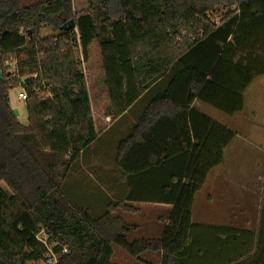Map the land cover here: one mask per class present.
Masks as SVG:
<instances>
[{
    "label": "trees",
    "instance_id": "trees-1",
    "mask_svg": "<svg viewBox=\"0 0 264 264\" xmlns=\"http://www.w3.org/2000/svg\"><path fill=\"white\" fill-rule=\"evenodd\" d=\"M19 1L0 0V264H48L41 234L57 264H116L114 246L134 259L162 253V264H264V207L255 232L193 221L236 138L195 104L243 112L264 76V0H89L79 16L73 0ZM71 19L75 29L61 31ZM44 27L56 35L42 38ZM93 43L113 121L155 94L118 143L122 184L106 192L72 175L99 139L84 69ZM19 87L27 125L11 107ZM132 203L173 207L161 238L130 240L139 227L116 213Z\"/></svg>",
    "mask_w": 264,
    "mask_h": 264
},
{
    "label": "crops",
    "instance_id": "crops-1",
    "mask_svg": "<svg viewBox=\"0 0 264 264\" xmlns=\"http://www.w3.org/2000/svg\"><path fill=\"white\" fill-rule=\"evenodd\" d=\"M103 84L105 86L104 75ZM96 87L97 86H95L94 88ZM90 100L99 139L97 144L88 151L91 153V155L87 160V165L90 171H95L98 173L101 172L100 174L96 175V179L98 181H100L101 183H107V187L109 186L110 188H115L116 186H120L122 184L121 174L116 168L115 160H113L114 163H107L104 158L106 148L102 147L100 144L104 139V136H106L108 133L115 132L112 136L113 146L117 147L121 139L127 137L131 133L136 123L123 125L122 122L128 117L135 105L128 113L125 114V116L121 120L113 121L108 113L109 101H106V103L103 102V100L99 99L93 100L91 96ZM197 105L198 102L195 104V106L197 107ZM225 127L232 130L230 126L226 125ZM252 130L254 133L259 131L258 133H260L261 137L264 138V130H262L261 127L259 129L256 128ZM231 146L228 148L227 152L230 150ZM226 155L224 162H226L227 160ZM110 164H114L115 169H107L106 166ZM258 166H261L263 169V172H261L263 174H260L258 178L259 180H264V163ZM217 169L218 168L214 169L209 174L204 188L198 193L196 197L193 208V221L197 224L207 226H227L238 228L240 230L252 232L257 231L260 223L261 210L264 207V183H256V186L253 185L254 183H218V177L215 175V170ZM250 175L251 174L249 173V178L245 179H249L248 181H251L252 175ZM98 194L100 195V193ZM239 194H241L245 198V200L239 199ZM256 202H259L260 205H257ZM94 205L97 206V203H94ZM130 205L136 209L135 212H125L123 210H119L116 213L117 216L122 217L128 223L137 225L139 227V229L131 235L130 240L133 241L143 237L161 238L166 226L168 225L173 207L164 204L150 203H132ZM143 206H148L154 211L159 210V212L150 211L146 213L143 210ZM133 216L145 217V221L143 220V222H140L138 220L139 222H137V219H132ZM213 238L214 237H212V239ZM213 252L217 251L213 249ZM162 257V253L146 252L140 257V259H133L134 261H130L125 257V259H123V261L119 264H162ZM114 258L115 251L113 260ZM218 259L219 258L217 257L213 258L207 256L202 258L201 262L202 264H214L216 263V261H218ZM197 260L199 261L200 258H197Z\"/></svg>",
    "mask_w": 264,
    "mask_h": 264
},
{
    "label": "rangeland",
    "instance_id": "rangeland-1",
    "mask_svg": "<svg viewBox=\"0 0 264 264\" xmlns=\"http://www.w3.org/2000/svg\"><path fill=\"white\" fill-rule=\"evenodd\" d=\"M45 1L46 0H20L18 3V8L36 5ZM89 6V0H73V11L77 16L83 12H86L89 9ZM224 14V10H220L211 17L213 21L217 22ZM52 35H56V33L49 28H43L41 32L42 38ZM80 58L81 60L83 59L81 55ZM84 69L89 93L92 99L103 100V102L108 101L106 88L103 84L104 74L102 58L97 43H93L91 45L89 57L87 61L84 62ZM95 86L97 87L94 88ZM23 93L24 89L22 87L11 90L10 102L12 109L17 112L20 123L27 125L28 113L26 102L21 99V94ZM154 96V92H151L140 99L128 117L122 122V124H135L139 116L143 113L144 109ZM197 108L200 109L206 116L218 122L219 124L230 126V128L236 134V138L230 150L227 152L226 162H224L221 167H218V169L215 170V175L218 177V183H254V186H256V183H264V180H259L258 178L260 174H263L261 173L263 172L262 167H259L258 165H262L264 163V138L261 137L260 133H258L259 131L254 133L252 130L256 128L259 129L260 127L262 130H264V76L257 78L254 84L246 92L245 108L241 113H238L234 116H228L219 112L213 107L200 102H198ZM113 133H108L106 136H104V139L100 144L102 147L106 148L104 158L107 163H114L113 160H115L116 157L117 147L113 146ZM106 167L107 169H115L114 164L107 165ZM80 173L81 176L78 178V182L80 183L77 184L84 183L91 188L100 186L105 192L108 190L106 184L105 186H102V183L96 179V175L100 174L101 172H92L87 165H84L82 162H77L73 168L72 175ZM249 173L252 175L251 181H248L249 179H245L249 178ZM3 186L4 188L8 189L5 184H3ZM238 198L245 200L241 194L238 195ZM256 203L257 205L259 204V202ZM143 210L146 213L150 211L159 212V210L154 211L148 206H143ZM103 212L104 211L94 210L93 214L95 216H100L103 214ZM132 219H137V222H143V220L145 221V217L133 216ZM114 251V263L119 264L123 261V259H125V257L130 261H134V258L125 253L121 248L114 246Z\"/></svg>",
    "mask_w": 264,
    "mask_h": 264
},
{
    "label": "built area",
    "instance_id": "built-area-1",
    "mask_svg": "<svg viewBox=\"0 0 264 264\" xmlns=\"http://www.w3.org/2000/svg\"><path fill=\"white\" fill-rule=\"evenodd\" d=\"M21 99L23 101L27 100V93L24 91L23 94H21ZM37 239H39L40 241L44 242L45 246L48 248L50 256L48 259V264H57V257L55 256V254L53 253V250L49 247V245L47 244V237H43L42 234L39 235L37 237Z\"/></svg>",
    "mask_w": 264,
    "mask_h": 264
},
{
    "label": "water",
    "instance_id": "water-1",
    "mask_svg": "<svg viewBox=\"0 0 264 264\" xmlns=\"http://www.w3.org/2000/svg\"><path fill=\"white\" fill-rule=\"evenodd\" d=\"M75 27H76V21H75L74 19H71V20L68 22V24L62 26V27L60 28V30H61V31H71V30L75 29ZM22 82L24 83L25 80L23 79ZM15 114L17 115V112H15Z\"/></svg>",
    "mask_w": 264,
    "mask_h": 264
}]
</instances>
